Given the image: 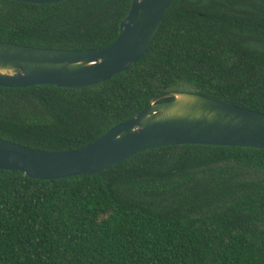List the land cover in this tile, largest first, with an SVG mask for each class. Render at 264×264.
Returning <instances> with one entry per match:
<instances>
[{
	"label": "trees",
	"instance_id": "obj_1",
	"mask_svg": "<svg viewBox=\"0 0 264 264\" xmlns=\"http://www.w3.org/2000/svg\"><path fill=\"white\" fill-rule=\"evenodd\" d=\"M131 3L0 0V42L103 48ZM176 91L264 113V0H173L146 54L98 85L0 87V138L76 150ZM0 264H264V150L167 146L56 180L0 170Z\"/></svg>",
	"mask_w": 264,
	"mask_h": 264
},
{
	"label": "water",
	"instance_id": "obj_2",
	"mask_svg": "<svg viewBox=\"0 0 264 264\" xmlns=\"http://www.w3.org/2000/svg\"><path fill=\"white\" fill-rule=\"evenodd\" d=\"M12 1L49 4L64 0ZM172 1L132 0L116 40L99 49H46L0 42V87L77 89L101 84L146 54ZM163 99L170 100L160 102ZM175 145L264 150V113L196 93L169 92L76 150L43 151L0 138V170L37 180L94 175L140 152Z\"/></svg>",
	"mask_w": 264,
	"mask_h": 264
}]
</instances>
